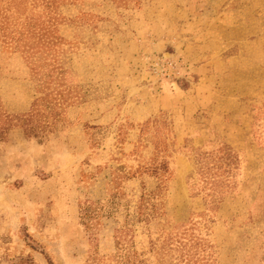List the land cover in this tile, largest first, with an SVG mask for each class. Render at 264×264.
Here are the masks:
<instances>
[{"label":"rangeland","instance_id":"374dc122","mask_svg":"<svg viewBox=\"0 0 264 264\" xmlns=\"http://www.w3.org/2000/svg\"><path fill=\"white\" fill-rule=\"evenodd\" d=\"M0 264H264V0H0Z\"/></svg>","mask_w":264,"mask_h":264},{"label":"trees","instance_id":"16d2710c","mask_svg":"<svg viewBox=\"0 0 264 264\" xmlns=\"http://www.w3.org/2000/svg\"><path fill=\"white\" fill-rule=\"evenodd\" d=\"M36 133H42V130L41 129H38V131ZM27 134H29V133H27ZM34 137H37V134H34ZM37 139H38V141H41L42 138L37 137Z\"/></svg>","mask_w":264,"mask_h":264}]
</instances>
